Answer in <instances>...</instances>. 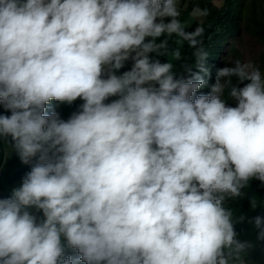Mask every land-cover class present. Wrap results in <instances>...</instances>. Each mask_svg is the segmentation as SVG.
I'll return each mask as SVG.
<instances>
[{"label":"clouds","instance_id":"obj_1","mask_svg":"<svg viewBox=\"0 0 264 264\" xmlns=\"http://www.w3.org/2000/svg\"><path fill=\"white\" fill-rule=\"evenodd\" d=\"M181 3L0 0V264H264V71Z\"/></svg>","mask_w":264,"mask_h":264},{"label":"trees","instance_id":"obj_2","mask_svg":"<svg viewBox=\"0 0 264 264\" xmlns=\"http://www.w3.org/2000/svg\"><path fill=\"white\" fill-rule=\"evenodd\" d=\"M186 1V0H184ZM214 0H197L196 5L202 12L207 9V15L202 23L205 27L204 49L208 53L206 66L210 68L212 80L209 83H214L216 70L224 66H234L228 64L230 49L235 59H239L242 63L246 62L242 55V50L237 48L236 42L243 44V30L257 38L264 45V1L262 0H217L220 5L213 3ZM245 27L243 28V24ZM190 29L189 31L194 30ZM169 50L179 48L181 52V60L175 61L172 59L170 52L167 55L161 56L160 59L173 62L178 71L181 63L195 64V57L192 55L193 49L188 46L186 41L181 43L176 42L173 36L168 39ZM261 70L264 71V56L260 58ZM235 82V78H233ZM208 89H202L207 91ZM78 103H75V105ZM71 114V107L66 108V115ZM6 159L5 145L0 144V167L3 160ZM8 165H11L8 162ZM253 198L256 199L257 206H261L260 191L255 190ZM246 210L250 211V206L246 205Z\"/></svg>","mask_w":264,"mask_h":264},{"label":"rangeland","instance_id":"obj_3","mask_svg":"<svg viewBox=\"0 0 264 264\" xmlns=\"http://www.w3.org/2000/svg\"><path fill=\"white\" fill-rule=\"evenodd\" d=\"M196 1L197 0H186V1L182 0L181 3L180 19L183 22H185L188 31L192 28H195L198 24L204 22L203 16H199L198 13H194V9L197 8ZM263 1L264 0H262V2ZM213 3H215L216 5L221 4V2L219 4L217 0H214ZM244 27H245V23L243 24L242 29H244ZM242 35H243V39H242L243 44H240V42H236L235 45L237 46V48H240L242 50V55L244 57V60H246V62H253L258 66H260V68H262L260 58L264 56V45L261 44L257 38L252 36L250 33L246 32L245 30H243ZM231 51L232 50L230 49L229 58H228L229 65L234 64L236 60L234 55L231 53Z\"/></svg>","mask_w":264,"mask_h":264}]
</instances>
